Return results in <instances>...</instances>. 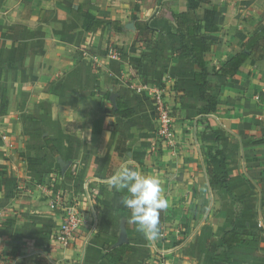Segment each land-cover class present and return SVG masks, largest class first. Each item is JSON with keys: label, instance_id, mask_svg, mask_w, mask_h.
<instances>
[{"label": "crops", "instance_id": "0c3cea01", "mask_svg": "<svg viewBox=\"0 0 264 264\" xmlns=\"http://www.w3.org/2000/svg\"><path fill=\"white\" fill-rule=\"evenodd\" d=\"M186 7L187 0H0V258L104 264V248L119 232H98L105 207L124 215L130 241L129 255L118 264H153L157 257L165 264H224L213 262L206 249L212 236L221 245L232 225L261 229L264 236V48L232 77L216 74L264 28V0H209L196 11L200 17L214 7L218 26L215 33L200 32L211 43L204 60L217 99L208 115L201 114L205 103L193 61L178 52L171 29V12ZM95 21L104 26L88 31ZM136 21L154 30L150 46L138 41ZM155 93L178 113L174 130L185 143H175L174 152L164 147L159 167L142 173L159 178L169 201L162 233L150 241L126 222L123 196L101 191L111 192L103 181L129 160L131 167L137 158L150 160L147 152L136 154L143 143L125 149L155 121L146 100ZM113 95L134 111L132 118L112 113ZM200 118L210 133L202 132ZM218 141L223 157L213 159V172L222 174V161L229 179L220 185L217 177L210 185L206 163ZM59 161L68 164L65 171ZM56 198L77 201L85 217L68 249L53 242L61 219ZM183 208L193 210L181 217ZM229 258L231 264H264V242L235 247Z\"/></svg>", "mask_w": 264, "mask_h": 264}, {"label": "trees", "instance_id": "16d2710c", "mask_svg": "<svg viewBox=\"0 0 264 264\" xmlns=\"http://www.w3.org/2000/svg\"><path fill=\"white\" fill-rule=\"evenodd\" d=\"M209 0H187L186 11L182 13L171 12L172 31L178 35L180 42V54H188L193 61L196 71L193 74V80L197 82L199 88V98L205 103L201 109L202 115L212 114L217 108V99L210 93L209 83L207 81L208 72L207 65L204 60L205 55L211 50V43L200 36V32L215 33L218 31V26L215 23L216 9H206L199 17L196 11L200 4H208ZM118 23L112 22L109 25L116 27ZM104 23L95 21L91 23L87 30L91 31L94 28H100ZM135 30L138 34V41L145 46L151 45V38L154 35V30L151 29L146 22L136 21ZM264 48V28L250 37L241 46V51L232 56L226 61L222 67L217 70L216 74L220 77L229 78L237 73L239 68L244 64L247 59L255 57L259 59ZM259 53L260 55H256ZM4 102V97H3ZM112 113L123 119H130L134 116V111L128 108L120 98H116L115 106L112 108ZM47 148L53 155L56 151L49 144L46 143ZM219 155V154H218ZM218 155H213L211 158L216 159ZM218 167L222 174L215 175L211 170L208 171L210 185H214L213 180L218 177V184L223 185L229 179L226 166L222 161L218 163ZM100 192V191H99ZM103 193L114 194L127 197V192H116L114 189L111 192L101 191ZM126 213L130 214V210L126 208ZM124 216L110 208L105 207L102 211L101 222L99 225V233L110 235L113 230L119 231L120 219ZM164 220V211L160 215V223L158 225L159 231ZM221 245H218L216 240L209 244L207 242L206 249L212 257L213 262H222L224 264H231L229 258L230 252L235 247L248 246L250 242L257 241L256 233L252 231H240L232 225L228 230L224 231L220 236ZM130 241L119 247L106 246L104 254L101 258L104 264H118L122 262L130 253Z\"/></svg>", "mask_w": 264, "mask_h": 264}, {"label": "clouds", "instance_id": "9594fccd", "mask_svg": "<svg viewBox=\"0 0 264 264\" xmlns=\"http://www.w3.org/2000/svg\"><path fill=\"white\" fill-rule=\"evenodd\" d=\"M133 163L129 160L103 182L116 192L126 190L127 197L122 200L124 207L130 210L126 222L136 224L137 230L148 240L155 241L161 235L158 227L161 212L169 207V201L162 195L159 178L143 175L130 166Z\"/></svg>", "mask_w": 264, "mask_h": 264}, {"label": "built area", "instance_id": "2783aa9c", "mask_svg": "<svg viewBox=\"0 0 264 264\" xmlns=\"http://www.w3.org/2000/svg\"><path fill=\"white\" fill-rule=\"evenodd\" d=\"M162 96V93H155L153 96L156 131L165 148H175L172 132V110ZM56 204L60 205L61 219L60 225L55 231L53 242L60 249H68L74 245L85 222V217L77 201L56 198ZM0 264L12 263L8 262L6 258H0ZM153 264H165V261L161 257H157Z\"/></svg>", "mask_w": 264, "mask_h": 264}, {"label": "rangeland", "instance_id": "374dc122", "mask_svg": "<svg viewBox=\"0 0 264 264\" xmlns=\"http://www.w3.org/2000/svg\"><path fill=\"white\" fill-rule=\"evenodd\" d=\"M163 99L165 98L164 96H162ZM146 100H149L150 101V104L154 110V102H153V96L152 97H146ZM168 105V104H167ZM175 114L178 115V113H172V116H175ZM154 120L152 125H148L145 129V131L143 132L144 133V137L140 138L139 134L138 135H135L134 136V142L132 145H130L129 147L126 146V149L125 150H132V148H134L136 146V144H140V143H143L142 146H140V150L138 152H136V154H141V155H144L145 152H147V158L148 156L150 157V160H142V158H137L135 159V168H137V170H141L142 172L141 173H144V172H149L151 169H154L155 167H159L160 165V162H161V157L163 156V148H164V145H163V141L160 140V137L158 136L157 134V131H156V115L154 113ZM194 119L192 118L191 121H193ZM198 124L200 123L203 128H202V132H207V133H210L211 132V128L210 126L207 124V120L206 119H203V118H200L197 120ZM173 123V127H172V132H173V139L174 143H177L178 147L179 145H182V143H185L184 140L181 139L180 136H178L176 133H175V130H174V121H172ZM185 136V140H188V137H187V133L184 134ZM141 139H144V140H141ZM219 145H218V148L214 149L213 152H211L210 154V157H212L213 155H218V154H221V149H220V142L218 141ZM149 148V150L147 151L145 148ZM166 149V148H165ZM169 151H175V148H167ZM121 157L124 161L127 160L126 156L124 155V153L122 152L121 153ZM146 155V154H145ZM142 157V156H141ZM221 157L222 154H221ZM150 161V162H149ZM213 158H210L207 160V163H206V172H207V176L209 178V174H208V171L211 170L213 172ZM134 167V166H133ZM214 173V172H213ZM210 180V178H209ZM162 184V182H161ZM164 184V183H163ZM210 184V182H209ZM94 187V186H93ZM95 187H97V185L95 184ZM99 188V187H98ZM238 211L237 213L235 214V217H239V214H240V210H241V207L239 206L238 207ZM181 209V208H180ZM183 212L181 211L180 213V210H178V213H180L181 217H184L183 215H185L184 213L186 211H189V210H193V209H190V208H183L182 209ZM165 211V210H164ZM176 215H177V212H176ZM176 217V216H174ZM160 233H162V225L160 227ZM256 233V237H257V240L260 241V242H264V236H262L261 234H263V231L261 229L255 231ZM119 234V232H118ZM117 234V236H118ZM215 240L213 239V236L207 241L209 244L213 243Z\"/></svg>", "mask_w": 264, "mask_h": 264}, {"label": "water", "instance_id": "95a60500", "mask_svg": "<svg viewBox=\"0 0 264 264\" xmlns=\"http://www.w3.org/2000/svg\"><path fill=\"white\" fill-rule=\"evenodd\" d=\"M163 1H169V0H163ZM111 102L115 106V95H113L111 97ZM59 165L61 166L62 171H65L68 167V164L64 163L62 161H59ZM127 242H128V239H127V235H126V231H125L124 220H121L120 226H119V234H118L116 242L113 244L112 247H119V246L126 244Z\"/></svg>", "mask_w": 264, "mask_h": 264}]
</instances>
